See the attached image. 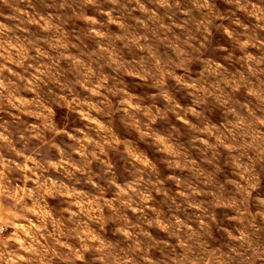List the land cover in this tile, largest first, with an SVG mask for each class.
Instances as JSON below:
<instances>
[{
    "label": "rangeland",
    "instance_id": "rangeland-1",
    "mask_svg": "<svg viewBox=\"0 0 264 264\" xmlns=\"http://www.w3.org/2000/svg\"><path fill=\"white\" fill-rule=\"evenodd\" d=\"M258 13L0 0V264H264Z\"/></svg>",
    "mask_w": 264,
    "mask_h": 264
},
{
    "label": "clouds",
    "instance_id": "clouds-1",
    "mask_svg": "<svg viewBox=\"0 0 264 264\" xmlns=\"http://www.w3.org/2000/svg\"><path fill=\"white\" fill-rule=\"evenodd\" d=\"M229 2H235V3L239 4L240 0H229ZM251 2H252V0H247V3L249 5L251 4ZM245 6H247V5H245ZM258 14L261 16L262 19H264V13H258Z\"/></svg>",
    "mask_w": 264,
    "mask_h": 264
}]
</instances>
